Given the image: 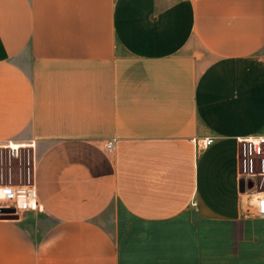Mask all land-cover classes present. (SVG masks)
<instances>
[{
    "label": "crops",
    "instance_id": "1",
    "mask_svg": "<svg viewBox=\"0 0 264 264\" xmlns=\"http://www.w3.org/2000/svg\"><path fill=\"white\" fill-rule=\"evenodd\" d=\"M258 137L264 0H0V264H264Z\"/></svg>",
    "mask_w": 264,
    "mask_h": 264
},
{
    "label": "built area",
    "instance_id": "2",
    "mask_svg": "<svg viewBox=\"0 0 264 264\" xmlns=\"http://www.w3.org/2000/svg\"><path fill=\"white\" fill-rule=\"evenodd\" d=\"M193 141L196 148L202 150L211 147L215 143V138L194 139ZM254 141H259V143H254ZM239 145L240 179L245 182V193L253 199L254 196L264 194V137L240 139ZM105 149L113 150L114 141H109L105 145ZM0 190H3L0 192V209H15V213L10 215L17 216L22 211L41 210L42 208L34 184L15 187L3 186ZM195 205L194 202L193 206ZM253 208L256 215L261 218L258 209L255 206Z\"/></svg>",
    "mask_w": 264,
    "mask_h": 264
},
{
    "label": "clouds",
    "instance_id": "3",
    "mask_svg": "<svg viewBox=\"0 0 264 264\" xmlns=\"http://www.w3.org/2000/svg\"><path fill=\"white\" fill-rule=\"evenodd\" d=\"M251 204L258 209V214L261 216V218H264V194L254 196L251 200Z\"/></svg>",
    "mask_w": 264,
    "mask_h": 264
},
{
    "label": "rangeland",
    "instance_id": "4",
    "mask_svg": "<svg viewBox=\"0 0 264 264\" xmlns=\"http://www.w3.org/2000/svg\"><path fill=\"white\" fill-rule=\"evenodd\" d=\"M117 214L119 219L118 233L121 234L123 231V227L125 226V221L129 219V216L126 214L125 210L120 204H117Z\"/></svg>",
    "mask_w": 264,
    "mask_h": 264
},
{
    "label": "water",
    "instance_id": "5",
    "mask_svg": "<svg viewBox=\"0 0 264 264\" xmlns=\"http://www.w3.org/2000/svg\"><path fill=\"white\" fill-rule=\"evenodd\" d=\"M240 185H241V191L245 193V182L243 179L241 180ZM14 213H15V209H5V208L0 209V214L2 219H16L17 217L16 215H10Z\"/></svg>",
    "mask_w": 264,
    "mask_h": 264
},
{
    "label": "snow or ice",
    "instance_id": "6",
    "mask_svg": "<svg viewBox=\"0 0 264 264\" xmlns=\"http://www.w3.org/2000/svg\"><path fill=\"white\" fill-rule=\"evenodd\" d=\"M254 143H259V141H254ZM13 147H16L15 145ZM3 190H0V192H2ZM10 194V193H9ZM35 206V205H33Z\"/></svg>",
    "mask_w": 264,
    "mask_h": 264
}]
</instances>
